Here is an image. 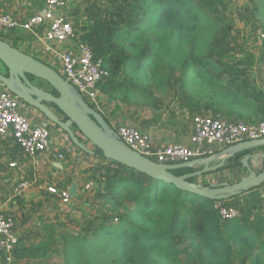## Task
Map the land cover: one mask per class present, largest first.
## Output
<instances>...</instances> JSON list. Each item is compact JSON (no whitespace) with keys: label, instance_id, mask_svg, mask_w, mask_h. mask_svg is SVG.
Returning a JSON list of instances; mask_svg holds the SVG:
<instances>
[{"label":"trees","instance_id":"trees-1","mask_svg":"<svg viewBox=\"0 0 264 264\" xmlns=\"http://www.w3.org/2000/svg\"><path fill=\"white\" fill-rule=\"evenodd\" d=\"M230 1L90 3L81 43L104 62L109 76L100 90L109 104L148 108L172 94L191 114L205 112L248 124L262 121L264 59L257 72L237 58L229 60L232 50L226 40L232 29L223 24L222 13ZM249 65L254 66V59ZM73 131L77 133L76 128ZM79 151L98 161L89 173L103 208L90 215L88 227L79 235L65 241L64 264H242L235 247L240 255H253L251 264H264V254H254L264 253L258 234L264 216L251 226L248 214L224 220L216 208L229 207L246 194L251 195L249 204L264 202L259 189L227 201H211L106 159L98 148L92 153ZM242 156L231 159L227 168L239 167ZM48 253L47 244H21L16 256L43 259Z\"/></svg>","mask_w":264,"mask_h":264},{"label":"rangeland","instance_id":"rangeland-1","mask_svg":"<svg viewBox=\"0 0 264 264\" xmlns=\"http://www.w3.org/2000/svg\"><path fill=\"white\" fill-rule=\"evenodd\" d=\"M31 1L36 2V0ZM38 1L43 2L44 0ZM93 1L74 0L68 10V17L76 30L77 44H82L81 35L86 27V9ZM262 3L264 0H232L227 10L222 13L223 24L232 29L229 32V40H226V44L229 43L228 48L232 50L229 60L237 58L243 65L253 68L255 72L258 71L260 60L264 59V5ZM20 35L16 33L7 38H0L7 40V43L13 47L31 52L26 49L25 45H20L19 41L16 40L25 41L23 39L25 36ZM30 41L32 40L30 39ZM253 59L254 66L252 67L249 63ZM42 61L59 72L58 66H54L47 60ZM105 99L108 104L106 115L116 131L117 125L128 123H133L142 128H146L147 125L164 127L168 130H174L178 125L190 128L193 115L199 116L205 113L200 114L196 111L191 114L187 110H182L181 101L178 98L175 99L172 94L166 98H161V104L148 108L123 102L110 105L106 97ZM42 126H47L53 134L54 144H56L54 147L58 150L61 149V153L65 157L64 165L67 171L63 174H56L54 168L42 171V168L37 166L39 163H35L33 158L26 157L9 140L0 139V213L14 218L20 244L36 246L42 243L47 244L49 248L46 258H17L19 264H64L65 241H69L72 236L79 235L84 228L88 227L86 222H88L90 215L95 216L103 208L102 201L96 197V184L90 179L91 174L89 173L91 168L97 166L98 161L81 153L79 148L66 141L68 136L61 129L56 130L47 124ZM62 140L65 142L63 148L59 147ZM82 142L86 146L91 145L92 149L94 148L91 143L83 140V138ZM9 150L13 152L12 155L8 153ZM261 150H264V147ZM12 160L17 163L14 168L10 166ZM50 160H55V158L50 157ZM239 168H234L231 172H235ZM256 170L259 172L262 169ZM245 175L246 173L243 174V176ZM234 177L231 178L227 175V179H220L218 184L228 179V182L235 183L240 176ZM193 181L196 182L198 179L195 178ZM23 183H28V189L18 193V187ZM74 183L77 184L78 196L68 206H62L60 200L47 191L50 186L70 189ZM258 189L263 197L262 187ZM250 200L251 195L246 194L237 201L229 203V207H238L239 211L240 208H245L243 212L240 211V214L242 218L248 214L252 226V222L257 217L264 216V202L258 199L252 205L247 203L248 201L251 202ZM250 207L256 209L251 210ZM258 234L264 242V226L260 227ZM235 250L238 263L251 264L253 255L250 253L240 255L238 247H235ZM255 253L264 254L263 251H256Z\"/></svg>","mask_w":264,"mask_h":264},{"label":"built area","instance_id":"built-area-1","mask_svg":"<svg viewBox=\"0 0 264 264\" xmlns=\"http://www.w3.org/2000/svg\"><path fill=\"white\" fill-rule=\"evenodd\" d=\"M73 1L44 0V10L23 22L0 9V37L7 38L20 31L28 33L36 50L47 61L58 66L59 74L110 124L106 115V96L100 90L109 75L103 60L96 58L88 45L76 43V30L68 17ZM1 3L2 0L0 7ZM45 124L32 117L26 111V104L0 85V139L12 140L26 157L34 159L41 154L55 155L56 162L62 164L65 157L61 149L54 147V136L47 126H42ZM116 132L125 144L140 155L159 164L176 165L208 158L222 148L242 142L263 140L264 119L257 124H248L212 115L194 116L192 135L186 144L159 145L153 136L142 132L133 123L117 125ZM66 141L71 143L69 137H66ZM61 143L59 147L63 148L65 142L62 140ZM27 189L28 183H23L17 192L22 193ZM47 191L57 197L62 206L72 203L69 188L50 186ZM262 192L264 198V185ZM216 208L224 220L241 217L237 208L218 205ZM20 246L14 218L0 213V264H19L16 255Z\"/></svg>","mask_w":264,"mask_h":264},{"label":"water","instance_id":"water-1","mask_svg":"<svg viewBox=\"0 0 264 264\" xmlns=\"http://www.w3.org/2000/svg\"><path fill=\"white\" fill-rule=\"evenodd\" d=\"M0 61L9 72V77L0 74V83L21 101L39 110L47 120L66 133L71 143L83 152L92 153L82 142V138L101 150L106 159L121 163L154 179L173 184L180 190L216 202L236 198L242 193L264 185V153H259V150L264 147V139L246 141L224 148L208 158L176 165L159 164L140 155L125 144L104 116L94 110L50 65L12 47L1 38ZM27 76L45 81L58 96L31 86ZM44 103L53 104L68 120L60 121ZM73 126L80 135L72 130ZM241 154L243 156L240 159V166L248 171V175L239 181L235 183L224 181L209 186L191 182L192 179L225 170L229 161ZM57 165L60 164H54V166ZM185 169L195 171L182 176L173 174L176 170ZM256 169L262 170L259 173ZM227 175L231 176L232 173ZM70 195L73 199L77 198L76 183L71 186Z\"/></svg>","mask_w":264,"mask_h":264},{"label":"crops","instance_id":"crops-1","mask_svg":"<svg viewBox=\"0 0 264 264\" xmlns=\"http://www.w3.org/2000/svg\"><path fill=\"white\" fill-rule=\"evenodd\" d=\"M0 9L3 12L8 13V14L12 15L14 18L23 22V21L29 19L30 17H32L35 13L43 11L44 10V1L40 2V1L36 0V2H35V1H31V0H2ZM19 34H21L20 36H25V37H23V39L25 41H22L21 39H16V40L19 41L20 45H22V44L25 45L26 49L30 50L31 52L22 51V49H19V50H21L22 52L28 53L29 55L37 58L38 60H41V61L46 60L44 58V56H42L40 54V52H38L36 50V48L33 45V40L30 41L31 36L28 33L20 31ZM28 41H30V42H28ZM22 42H24V43H22ZM139 128L142 132L153 136L159 145L186 144L192 135V125L190 126V128H187L184 125H178L175 127L174 130H168V128H164V127L159 128V127H154V126H149V125H147L146 128H142V127H139ZM8 140L11 143H13L12 140H10V139H8ZM13 145H15V144L13 143ZM15 146L18 147L17 145H15ZM87 147L90 150H92L91 145H88ZM223 149L224 148L220 149L219 151H221ZM261 152L264 153V150L260 149L259 153H261ZM8 153H11L10 155L13 154V152H11L10 150ZM50 157L55 158L56 156L55 155L41 154V155L37 156L36 158H34V161H35V163L36 162L39 163L37 166L39 168H42V171H48V170H51V168H54V170H56V174H63L65 171H67L64 163L57 165V166H54V164H56V163L59 164V163L56 162V158H55V160H50ZM37 160H39V161H37ZM12 161L10 163V166L15 165L14 167H16L17 163L15 161H13V162ZM47 165H49V166H47ZM231 170L232 169L227 168L225 170H222V171H219L216 173L204 175L200 178H197L198 181H196L195 183H198V184H218V181H220V179H222V178L227 179L226 176L228 173H232L231 178L234 176H237V177L240 176L238 178V181L242 177H245L248 175V171L246 169L242 168L241 166L235 172H231ZM260 172L261 171H259V173ZM244 173H246L245 176H243ZM234 178H236V177H234ZM228 180H226V181H228ZM25 245H26V247H30V244H25Z\"/></svg>","mask_w":264,"mask_h":264},{"label":"flooded vegetation","instance_id":"flooded-vegetation-1","mask_svg":"<svg viewBox=\"0 0 264 264\" xmlns=\"http://www.w3.org/2000/svg\"><path fill=\"white\" fill-rule=\"evenodd\" d=\"M4 41L7 43V40H4ZM14 48H16V47H14ZM16 49H18V48H16ZM0 74L5 76V77H9L8 69L5 67V65L1 61H0ZM27 77H28V80L30 81L31 86H34V87H36V88H38L40 90H43V91H45L47 93H50L53 96H56V97L58 96V95H56L57 92L54 91L52 89V87L48 83H46L45 81L37 80V79H35V78L31 77V76H27ZM0 85H2V84L0 83ZM44 104L59 118L60 121L66 122L68 120L64 116V114L57 107H55L53 104H47V103H44ZM26 111L30 115H32V117L36 118L38 122L46 123L49 126L55 128L56 130L60 129L57 125H55L54 123H52L49 120H47L44 117V115L39 110H37L36 108H33V107H31V106L26 104ZM74 128H75V126L72 127V130Z\"/></svg>","mask_w":264,"mask_h":264}]
</instances>
